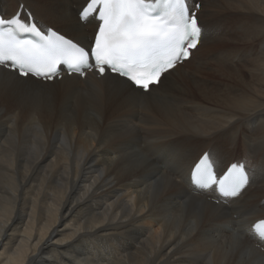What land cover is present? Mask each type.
Returning <instances> with one entry per match:
<instances>
[{
  "label": "bare ground",
  "instance_id": "bare-ground-1",
  "mask_svg": "<svg viewBox=\"0 0 264 264\" xmlns=\"http://www.w3.org/2000/svg\"><path fill=\"white\" fill-rule=\"evenodd\" d=\"M87 0H0L83 44ZM200 1L206 32L149 93L93 72L54 82L0 68V264H264V0ZM209 151L251 183L220 204L191 183ZM240 241L233 243V236Z\"/></svg>",
  "mask_w": 264,
  "mask_h": 264
},
{
  "label": "snow or ice",
  "instance_id": "snow-or-ice-1",
  "mask_svg": "<svg viewBox=\"0 0 264 264\" xmlns=\"http://www.w3.org/2000/svg\"><path fill=\"white\" fill-rule=\"evenodd\" d=\"M24 7L18 4L7 18L0 15V68L24 81H52L62 71L84 77L91 71L104 79H122L128 91L149 93L162 77L191 62L206 32L198 15L200 4L189 8L186 0H88L78 21L86 24L95 16L101 23L87 44L51 29V36H44L33 13L21 11ZM19 33H31L42 43L18 39ZM209 157L205 152L195 163L191 183L225 198L239 197L250 183L247 162L233 163L217 174ZM260 166L264 167V159ZM253 228L264 242V219ZM239 241L234 234V245Z\"/></svg>",
  "mask_w": 264,
  "mask_h": 264
}]
</instances>
